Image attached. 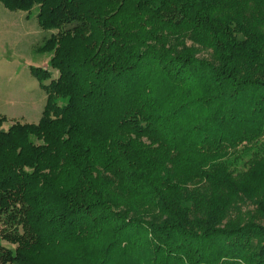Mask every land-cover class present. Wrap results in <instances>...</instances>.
Returning <instances> with one entry per match:
<instances>
[{
    "label": "trees",
    "instance_id": "16d2710c",
    "mask_svg": "<svg viewBox=\"0 0 264 264\" xmlns=\"http://www.w3.org/2000/svg\"><path fill=\"white\" fill-rule=\"evenodd\" d=\"M0 3L50 54L0 117V264H264V0Z\"/></svg>",
    "mask_w": 264,
    "mask_h": 264
},
{
    "label": "rangeland",
    "instance_id": "374dc122",
    "mask_svg": "<svg viewBox=\"0 0 264 264\" xmlns=\"http://www.w3.org/2000/svg\"><path fill=\"white\" fill-rule=\"evenodd\" d=\"M48 35L37 23L36 10L26 17L23 12L6 10L0 3V117L6 119L3 130L15 122L35 124L42 115L47 102L42 85L49 81L39 82L31 68H48L50 54L36 51L42 37ZM51 74L56 77L54 71Z\"/></svg>",
    "mask_w": 264,
    "mask_h": 264
},
{
    "label": "crops",
    "instance_id": "0c3cea01",
    "mask_svg": "<svg viewBox=\"0 0 264 264\" xmlns=\"http://www.w3.org/2000/svg\"><path fill=\"white\" fill-rule=\"evenodd\" d=\"M24 14L26 15V17H28L26 13H24ZM44 38H45V37H42V40H44ZM48 60H49V59H47L46 62H48ZM43 65H46V64L44 63Z\"/></svg>",
    "mask_w": 264,
    "mask_h": 264
}]
</instances>
